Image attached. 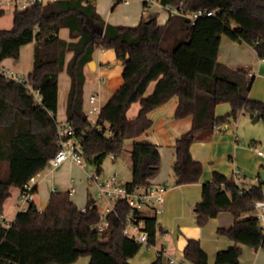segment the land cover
<instances>
[{"label":"trees","instance_id":"obj_1","mask_svg":"<svg viewBox=\"0 0 264 264\" xmlns=\"http://www.w3.org/2000/svg\"><path fill=\"white\" fill-rule=\"evenodd\" d=\"M96 0L47 2L17 10L13 26L0 28V215L12 186L26 191L31 179L47 167L57 152L58 77L66 69L71 78L67 97V121L81 138L88 164L98 167L109 155L122 156L127 141L132 142L130 161L132 179L127 188L151 186L161 166L156 144L140 138L153 126L152 110L179 96L175 118L193 117L192 128L175 143L172 165L176 185L198 182L204 166L193 158L192 144L213 134L217 128L233 123L247 111L260 113L264 120V103L250 98L253 77L249 70L232 69L217 59L209 73L184 72L175 61L178 49L191 43L200 28L224 30L239 43L254 47L264 59V0H144V8L157 2L170 11L169 20L158 24L151 14L135 26L106 23L96 10ZM121 2V0H119ZM216 11L215 17L192 20L187 13ZM5 11L0 10V18ZM104 29L95 39L93 29ZM62 28L70 30V40L61 38ZM34 43L33 68L27 78L7 76L1 62L8 57L18 59L23 45ZM116 50L123 70V84L101 108L98 128L83 110L84 69L94 50ZM73 52L66 64L67 53ZM153 92L146 95L151 83ZM190 85L192 94L181 92ZM141 108L134 119L127 112L133 103ZM229 104L230 110L218 115V105ZM264 181L248 189H240L232 177L215 171L203 184L202 199L195 206L197 223L205 226L223 211L230 212L234 224L220 228L219 234L235 242L218 251L216 264H240L242 248L264 249V229L252 213L255 203L263 199ZM69 192H53L48 206L40 211L35 202L16 215L8 226L0 223V264H74L90 257V264H132L142 244L123 234L131 210L123 198L108 214L109 225L100 235L95 226L101 211L90 197L85 208H79ZM145 220L144 230L155 244L158 227L156 214L139 212ZM183 261L209 264L200 241L188 239ZM152 264H163L160 255Z\"/></svg>","mask_w":264,"mask_h":264},{"label":"crops","instance_id":"obj_2","mask_svg":"<svg viewBox=\"0 0 264 264\" xmlns=\"http://www.w3.org/2000/svg\"><path fill=\"white\" fill-rule=\"evenodd\" d=\"M143 1L129 0V4H125L119 0H96L95 4L97 12L105 22L112 25L135 26L148 13L149 15L156 14L160 25H164L169 20L170 11L167 8L157 2L151 3L148 8H144ZM14 15H12L11 21L4 25L1 24L3 18H0V28H12ZM59 35L66 40L71 39L68 28H62ZM115 51L114 49L94 50L92 56L94 66L89 64L85 66L84 112L91 106L89 103L91 95L96 94V104L102 108L122 86L125 66L120 63ZM33 53L34 43L23 45L18 59L8 57L1 62L2 70L15 79L27 78L33 68ZM72 55L73 52L67 53L66 64ZM216 59L232 69L245 68L249 70L250 76L254 79L250 98L264 103V59L257 54L253 46L234 41L224 30L198 29L191 43L178 49L175 57L180 69L189 76H193L196 71L209 73ZM71 82L69 74L64 69L58 77L59 98L58 114H56L58 121L67 120V97ZM155 84V82L150 84L146 95L153 92ZM181 92L191 96L192 87L187 85L182 88ZM178 103L179 96H174L165 104L152 110L149 116L153 120V126L140 137L151 141L159 148L161 155L160 170L150 181L152 186H164L166 188V199L161 207V213L156 215L158 227L155 244L152 246L143 245L138 254L130 260L132 264L154 263L158 258L157 251L161 248L165 249L162 255L163 264H172L171 258H176L183 264H190L183 261V251L190 238L198 239L201 247L208 255L209 264H216L218 251L225 250L235 244L234 241L220 235L218 230L230 228L235 219L230 212L223 211L218 214V217L210 219L205 226L200 227L198 225L194 209L203 200V184L212 179L215 171L232 177L234 170L239 167L243 172L244 185L250 187L258 183L261 173L264 171V155H259L257 152V150L263 152L264 150L259 146L256 139L240 134V128L242 126L246 128L250 120L256 123L263 119L260 117L254 121L255 115L245 111L237 121L225 125L223 129L217 128L213 134L201 137L192 144V156L203 164L204 173L196 183L176 185V177L172 169L176 152L175 143L193 125L192 116L175 118ZM219 107L220 105H218L216 112ZM140 108V102L133 103L127 112L128 118L134 119ZM229 110L230 106L224 112ZM92 118L97 119V116L91 115ZM128 143H126V152H129L132 146L130 140ZM110 156L113 161L118 158L113 155ZM89 171L93 170L88 169V164L81 167L72 161H66L54 169L46 167L29 183L34 194L30 202H35L38 208L44 210L49 204L52 193L60 191L69 192L71 200L79 208H85L90 197L95 200L97 197L95 196L96 186L88 178ZM100 174L101 179L115 175L120 179L118 171L105 176L102 170ZM10 192V196L4 203L5 210L0 215V223L4 225L6 223L11 224L18 212L26 209L30 203L23 200L24 193L21 188L12 186ZM96 202L99 206V202L97 200ZM148 213H152V211L146 210L145 214ZM249 215L250 213L246 214L245 217ZM240 246L242 248L240 264H264L263 248L255 250L244 244H240ZM74 264H90V257H81Z\"/></svg>","mask_w":264,"mask_h":264},{"label":"built area","instance_id":"obj_3","mask_svg":"<svg viewBox=\"0 0 264 264\" xmlns=\"http://www.w3.org/2000/svg\"><path fill=\"white\" fill-rule=\"evenodd\" d=\"M65 0H0V10L6 12L12 11L15 13L17 10L26 9L34 5L47 4V2H57L61 3ZM125 4H129V0H121ZM193 22L204 17H215L216 11L199 10L195 13H187ZM7 76L4 70H2ZM12 78V77H11ZM18 79V78H17ZM20 79V78H19ZM90 108L85 112L88 114V118L92 124V128H98L97 119L100 115L101 108L96 104L97 96L96 94L91 95L89 99ZM91 115H96L97 119H91ZM58 130V150L57 152L48 160L47 168H57L61 166L66 161H72L81 167L86 166L88 163L84 157V149L82 145L81 138L75 135L74 127L66 121L57 120ZM257 150V149H256ZM259 155H264V152L257 150ZM114 156V155H113ZM88 178L91 183L96 186V200L99 202V208L101 213L100 220L95 226V230L102 235L105 229L109 225L108 214L115 210V206L119 200L122 198L126 200L131 207V210L127 216L126 222L124 224L123 234L131 239L139 242L145 246H152L148 239V234L144 230L145 220L139 212H145L150 209L153 214H159L162 211V206L164 204L166 188L164 186H149V187H137L134 190H129L127 185L122 182L116 175L101 179V174L98 171H89ZM233 180L239 186L240 189H248L244 185V176L241 169H235L232 175ZM23 200L25 202H30L32 199V187L30 184L26 186V191L23 192ZM25 210V208L23 209ZM42 211V209L38 208ZM257 217L264 229V189H263V199L255 203V208L250 214ZM5 225H10L6 223ZM164 248L157 251V256L163 255ZM170 262L172 264H183V262L177 260L176 258H171Z\"/></svg>","mask_w":264,"mask_h":264},{"label":"rangeland","instance_id":"obj_4","mask_svg":"<svg viewBox=\"0 0 264 264\" xmlns=\"http://www.w3.org/2000/svg\"><path fill=\"white\" fill-rule=\"evenodd\" d=\"M154 3L156 2H152V4ZM6 14L7 15L5 17H2L3 19L1 18L2 19L1 24L3 25L11 21V17L12 15H14L12 11H8ZM148 15L149 13L145 15V17H147ZM227 108H229L228 104L226 103L221 104L217 110L218 115L226 114L227 112H224V110ZM220 128L223 129L224 126ZM240 134L245 137L248 136L249 138L256 139L259 146L264 150V121L263 120H261L260 122H256V123H253L252 120H250V123L246 128L245 126H242L240 128ZM128 142L129 141H127V144H129ZM250 142H251V139H250ZM88 169L97 171L98 167L93 164H88ZM102 169L104 171L105 176L115 173V171H118V173H120L119 177L120 179L123 180V183H126L127 181L128 182L131 181L132 166H131L129 152L127 151L122 156H119L116 161H113L110 155L107 156L102 164ZM238 169H241V168L238 167Z\"/></svg>","mask_w":264,"mask_h":264},{"label":"water","instance_id":"obj_5","mask_svg":"<svg viewBox=\"0 0 264 264\" xmlns=\"http://www.w3.org/2000/svg\"><path fill=\"white\" fill-rule=\"evenodd\" d=\"M103 33H104V29H103V28L95 27V28L93 29L92 37L95 39V38L98 37L99 35H100V36L103 35ZM89 65H90V66H94V61H90V62H89ZM260 117H261V114H260V113L255 114V116H254V119H255V120H254V121H257ZM261 178H262V180L264 181V171H262V173H261Z\"/></svg>","mask_w":264,"mask_h":264}]
</instances>
